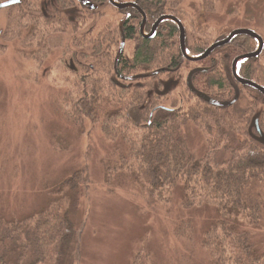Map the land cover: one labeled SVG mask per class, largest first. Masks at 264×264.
Masks as SVG:
<instances>
[{"label": "trees", "instance_id": "16d2710c", "mask_svg": "<svg viewBox=\"0 0 264 264\" xmlns=\"http://www.w3.org/2000/svg\"><path fill=\"white\" fill-rule=\"evenodd\" d=\"M43 1L21 0L2 9L6 25L0 31V56L12 42L16 53L30 61L70 50L68 64L62 54L57 59L66 74L60 99L72 126L87 134L99 130L110 143L100 163L107 193H130L147 213L183 218L175 223L174 236L194 242L205 264H264V252L253 240L264 233V99L235 82L231 73L232 62L255 51L256 41L236 37L192 63L181 53L176 25L163 22L153 39L140 36L127 58L121 41H135L138 35L141 16L136 10H118L107 0H92L106 6L102 11L77 0H50L53 9L48 11ZM168 1H137L147 32L168 14L190 23L183 0ZM201 30L206 32L203 25ZM259 35L264 41V34ZM207 47L186 44L194 56ZM190 65L202 70L190 78L193 91L180 86L166 107L169 96L154 90L163 89L160 77H182V68ZM238 75L264 88V53L241 63ZM85 163L50 190L42 210L13 219L0 210V264H67L73 258L68 253L75 230L71 204L93 179L94 163ZM203 210L217 216L199 241L192 213ZM151 262L147 235L130 264Z\"/></svg>", "mask_w": 264, "mask_h": 264}, {"label": "rangeland", "instance_id": "374dc122", "mask_svg": "<svg viewBox=\"0 0 264 264\" xmlns=\"http://www.w3.org/2000/svg\"><path fill=\"white\" fill-rule=\"evenodd\" d=\"M203 1L205 5H202ZM49 2L44 0L43 5L52 11ZM211 2H181L182 10L191 20L183 23L187 45L206 43L209 47L220 34L225 33L227 37L235 30L264 34L262 0ZM213 3V8L208 9ZM94 8L95 11L107 10L105 5L96 4ZM5 15L6 12L0 10V31L6 25ZM123 18L120 16L119 20ZM199 23L206 32H201ZM136 41L124 42V57H130ZM13 45L12 42L8 51L0 56V210L4 216L22 218L42 210L51 189L68 179L85 162L93 161L90 187L81 188L79 198L71 204L75 230L68 252L73 258L67 264H130L147 235L152 249L151 264H205V256L194 242L174 236L175 223L183 218L176 215L173 219L161 218L155 213H147L144 204L130 193L108 194L102 186L100 163L107 155L110 143L99 130L87 134L72 126L60 99L64 90L60 82L65 81L66 74L57 59L62 54L64 64H68L70 50L30 61L16 53ZM187 54L195 57L188 51ZM191 67H183V76L177 79L160 77L163 89L155 87L154 90L169 96L163 105L171 106V98L179 93L180 86L184 85V75ZM195 148L202 150L197 140ZM207 212L192 213V223L196 225L195 240L200 241L203 232L215 221L216 213ZM253 240L260 253L264 252V233L259 232L258 237L254 235Z\"/></svg>", "mask_w": 264, "mask_h": 264}, {"label": "water", "instance_id": "95a60500", "mask_svg": "<svg viewBox=\"0 0 264 264\" xmlns=\"http://www.w3.org/2000/svg\"><path fill=\"white\" fill-rule=\"evenodd\" d=\"M20 1L21 0H10L8 2L2 3V4H0V10L15 6V5L19 4ZM108 1L114 7H116L119 10H123V9H127V8H134V9H136V10H138L140 12V10L134 4H130V3L119 4V3H115L113 0H108ZM78 2L84 4L85 6H88L89 8L92 7L91 4L87 0H78ZM142 16H143V23H144V15H143V13H142ZM164 21H171L177 26V28L179 30V41H180L181 53L183 54L184 58L186 60L190 61V62H198V61H202V60L206 59L215 49L230 44L232 42V40L234 38L238 37V36H247V37H250V38L254 39L257 42V44H258L257 50L255 52L251 53V54L243 55L241 57H238L236 60H234V62L232 63V74H233V77H234V79H235V81L237 83H239L240 85L248 86V87H250L252 89H255V90H257L258 92H260L264 96V89L263 88L259 87L258 85H256L255 83H253L251 81H247V80L241 79L237 75V70H236L237 64L239 62L245 61V60H248V59L256 58V57H258L261 54V52L263 50V47H264V43H263V39L258 34H256L255 32H253L251 30H244V29L235 30V31L231 32L225 39H223V40H221L219 42H215L211 46H209L204 51V53L202 55H200L198 57H190L187 54V51H186V48H185V32H184V28H183L182 24L179 22V20H177L175 17H172V16H163V17H161L154 24L150 37L153 36L157 26L161 22H164ZM142 26L140 28V31H142V29H143ZM191 75H192V73L188 77L187 85L192 90V87H191V85L189 83ZM205 101H207V102L212 104V102L209 101L208 99H205ZM253 126L255 128H257L256 119L253 120ZM256 130H257V132H259V134H261L260 133L261 131L259 129H256ZM261 141L264 144V138L262 136H261Z\"/></svg>", "mask_w": 264, "mask_h": 264}, {"label": "flooded vegetation", "instance_id": "af4514ba", "mask_svg": "<svg viewBox=\"0 0 264 264\" xmlns=\"http://www.w3.org/2000/svg\"><path fill=\"white\" fill-rule=\"evenodd\" d=\"M90 4H91V6H94L95 7V4L92 2V0H87ZM108 1V0H107ZM115 3H119V4H125V3H130V4H134L139 10H140V12L138 11V10H136V9H134V8H127V9H134V10H136L139 14H140V16H141V22H140V26H139V30H138V35L135 37V41H136V38L137 39H139V37L140 36H143V37H147L148 39H153V37L155 36V32H156V30H155V32H154V34H153V36L152 37H150V35H151V32H152V29H153V26H154V24L161 18V17H163V16H161L153 25H152V28H151V30L150 31H146V15H145V13L143 12V11H141V9L138 7V5L136 4L137 3V1L138 0H131V1H126V2H118V1H115V0H113ZM77 2H78V0H77ZM109 2V1H108ZM79 4H82V3H80V2H78ZM110 3V2H109ZM111 4V3H110ZM83 6H85L84 4H82ZM104 5V4H103ZM102 5V6H103ZM112 5V4H111ZM113 6V5H112ZM85 7H88V6H85ZM114 7V6H113ZM116 8V7H115ZM88 9H89V7H88ZM117 9V8H116ZM119 10V9H118ZM123 10H126V9H123ZM142 13H143V15H144V23H143V16H142ZM164 16H172V15H164ZM172 17H174V16H172ZM176 18V17H175ZM177 19V18H176ZM178 20V19H177ZM164 22H171V21H164ZM180 22V21H179ZM161 23H163V22H161ZM160 23V24H161ZM171 23H173V22H171ZM181 23V22H180ZM159 24V25H160ZM174 24V23H173ZM182 24V23H181ZM143 25V26H142ZM158 25V26H159ZM175 25V24H174ZM141 26H142V31H140V28H141ZM157 26V27H158ZM182 26H183V24H182ZM177 27V26H176ZM184 28V27H183ZM157 29V28H156ZM257 34V33H256ZM239 37V36H238ZM226 37H223L222 39H220V40H217L216 42H219V41H221V40H223V39H225ZM254 40V39H253ZM124 42H125V39L124 38H122V41H121V50H123V44H124ZM178 42H179V47H180V41H179V30H178ZM264 43V42H263ZM136 44H137V41H136ZM136 46V45H135ZM226 46V45H225ZM224 47V46H223ZM185 48H186V41H185ZM220 48H222V47H220ZM264 48V47H263ZM135 49V48H134ZM207 49V48H206ZM218 49V48H217ZM216 50V49H215ZM186 51H187V49H186ZM262 52H263V50H262ZM261 52V53H262ZM204 53V52H203ZM202 53V54H203ZM253 53V52H252ZM201 54V55H202ZM248 54H251V53H248ZM245 55H247V54H245ZM200 56V55H199ZM210 56V55H209ZM208 56V57H209ZM243 56V55H242ZM195 57H198V56H195ZM207 57V58H208ZM241 57V56H240ZM257 58V57H256ZM237 59V58H236ZM235 59V60H236ZM198 62H200V61H198ZM234 62V61H233ZM232 62V63H233ZM192 63H196V62H192ZM197 70H201L200 68H195V67H191L189 70H188V72H186V74L184 75V84L186 85V87L188 88V90L190 91V92H192V90L189 88V86L187 85V80H188V77H189V75L192 73V75H194L195 73H197ZM201 72H202V70H201ZM231 73H232V64H231ZM191 75V76H192ZM191 76H190V78H191ZM232 76H233V74H232ZM175 79H177L176 77H175ZM233 79H234V77H233ZM242 79V78H241ZM244 80H246V79H244ZM234 81H235V79H234ZM247 81H249V80H247ZM236 82V81H235ZM252 82V81H251ZM254 83V82H253ZM239 84V83H238ZM256 84V83H255ZM256 85H258V84H256ZM259 86V85H258ZM259 87H261V86H259ZM261 88H263V87H261ZM264 89V88H263ZM255 90V89H254ZM257 91V90H256ZM258 92V91H257ZM258 93H260V92H258ZM260 95H262L261 93H260ZM262 97H263V99H264V96L262 95ZM181 103H182V101H180ZM256 126H257V123H256ZM258 127V126H257ZM256 129H259V128H256ZM260 130V129H259ZM257 131V130H256Z\"/></svg>", "mask_w": 264, "mask_h": 264}, {"label": "bare ground", "instance_id": "6f19581e", "mask_svg": "<svg viewBox=\"0 0 264 264\" xmlns=\"http://www.w3.org/2000/svg\"><path fill=\"white\" fill-rule=\"evenodd\" d=\"M94 8V6H92L91 8H89V9H93Z\"/></svg>", "mask_w": 264, "mask_h": 264}]
</instances>
